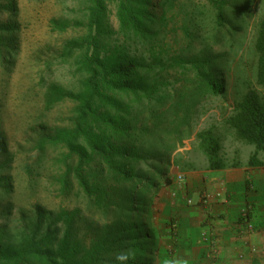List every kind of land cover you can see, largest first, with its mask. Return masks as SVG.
<instances>
[{
    "label": "rangeland",
    "instance_id": "1",
    "mask_svg": "<svg viewBox=\"0 0 264 264\" xmlns=\"http://www.w3.org/2000/svg\"><path fill=\"white\" fill-rule=\"evenodd\" d=\"M120 2L101 0L95 29L89 0H0V248L35 245L75 264L93 250L89 264H117L133 230L153 226L158 249L149 256L160 264L173 256L162 255L172 225L177 233L166 203L194 205L190 178L209 169L199 133L221 135L224 167L245 165L255 150L228 119L251 87L264 102L255 50L264 0L142 3L137 26L121 24ZM111 66L127 73L115 79ZM207 74L222 93L202 86ZM110 152L124 155L116 161L131 178L107 163ZM78 173L108 186L116 206L98 209Z\"/></svg>",
    "mask_w": 264,
    "mask_h": 264
},
{
    "label": "crops",
    "instance_id": "2",
    "mask_svg": "<svg viewBox=\"0 0 264 264\" xmlns=\"http://www.w3.org/2000/svg\"><path fill=\"white\" fill-rule=\"evenodd\" d=\"M247 165L207 169L191 177L190 192L184 193L194 205L166 203L167 211L177 214V233L167 235L162 255L170 250L172 257L188 264H264V168ZM202 199L203 204H198ZM245 207H251L252 231L241 216ZM166 225L163 221L160 226Z\"/></svg>",
    "mask_w": 264,
    "mask_h": 264
},
{
    "label": "trees",
    "instance_id": "3",
    "mask_svg": "<svg viewBox=\"0 0 264 264\" xmlns=\"http://www.w3.org/2000/svg\"><path fill=\"white\" fill-rule=\"evenodd\" d=\"M93 4V12L91 19V26H95V29H98L100 26V9L102 8L99 4L101 0H89ZM151 0H121L119 7V17L121 24L123 26H137L138 24V15L135 12L136 6L143 4L148 5L150 8H156L158 0H155L154 3H150ZM223 2V1H222ZM222 6L218 11L219 18H222ZM148 15H145V19L151 18L153 12H150V9L146 10ZM255 50L258 54L257 59V71H256V83L264 87V16L260 22L256 41H255ZM90 61L95 62L93 59ZM110 76H114L115 79H120L127 73L126 67L111 66L109 69H106V73ZM111 80V79H110ZM116 89L122 88L125 86V83L119 82V80H114V83L108 81ZM202 86L205 89H209L216 94L223 92V85L210 74L206 75L204 83ZM201 88V87H200ZM228 126L235 131L236 137L247 144L254 145L255 150L249 156L248 166L250 167H262L264 166V160L258 157V154L261 152L264 154V102L255 87L249 88L242 99L238 102V107L233 115L228 119ZM201 137V148L204 150L208 157L209 169L216 170L224 167L223 160L219 156V151L221 148L220 140L221 135L217 134L214 129L203 130L199 133ZM92 146L95 147V142L92 141ZM81 156L84 157L82 152ZM106 161L109 165L113 166L115 170L119 173L120 179H129L132 177V170L128 167V163L122 160V162L116 161L117 158L123 157V154H114L112 152L105 154ZM77 177L81 183V186L84 188L86 195L93 196L92 202L97 205L98 209L106 208L109 205L116 204L117 196L114 192H108V186L101 187V181L95 177L90 181L81 174L78 173ZM97 181L99 183H97ZM250 183L249 178L246 179V184ZM101 187V192L99 191ZM114 189V188H113ZM105 204V205H102ZM116 206V205H114ZM168 224V221H166ZM168 226V225H167ZM153 227V226H152ZM149 227V230L145 233L143 231H138L135 229L132 233V238L135 242L132 244V250L135 253L134 259L130 260L135 264H153L151 263V258L149 255H156L158 247H156V241L158 240V231L154 228ZM137 232V233H136ZM140 232V233H139ZM170 234L173 236L176 234L174 232V226L170 227ZM144 240V241H139ZM176 243V241H174ZM165 251V250H164ZM170 254V253H169ZM150 257L144 258V257ZM31 257L39 261L41 264H75L68 263L66 261H61L58 259L57 254L50 249H41L35 245H29L28 247H22L20 249H13V247L0 248V260L8 259L12 263L17 260H23L24 258ZM99 255H96L92 250L89 252L80 264H89ZM168 257V256H166ZM161 262V261H160ZM77 264V263H76ZM114 264V263H113Z\"/></svg>",
    "mask_w": 264,
    "mask_h": 264
},
{
    "label": "clouds",
    "instance_id": "4",
    "mask_svg": "<svg viewBox=\"0 0 264 264\" xmlns=\"http://www.w3.org/2000/svg\"><path fill=\"white\" fill-rule=\"evenodd\" d=\"M134 257L135 253L131 248L122 249L114 254L117 264H129V261L134 259ZM160 264H188V261L176 257H164Z\"/></svg>",
    "mask_w": 264,
    "mask_h": 264
},
{
    "label": "built area",
    "instance_id": "5",
    "mask_svg": "<svg viewBox=\"0 0 264 264\" xmlns=\"http://www.w3.org/2000/svg\"><path fill=\"white\" fill-rule=\"evenodd\" d=\"M250 211V207H245L241 213V216L246 225L245 227L248 230L252 231L254 229V225L250 222Z\"/></svg>",
    "mask_w": 264,
    "mask_h": 264
}]
</instances>
